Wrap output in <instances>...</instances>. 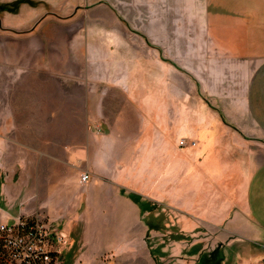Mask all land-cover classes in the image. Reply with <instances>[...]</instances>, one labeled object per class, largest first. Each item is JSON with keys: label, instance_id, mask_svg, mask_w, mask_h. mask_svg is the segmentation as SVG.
Instances as JSON below:
<instances>
[{"label": "crops", "instance_id": "crops-1", "mask_svg": "<svg viewBox=\"0 0 264 264\" xmlns=\"http://www.w3.org/2000/svg\"><path fill=\"white\" fill-rule=\"evenodd\" d=\"M32 1L0 13V75L25 88V120L0 103V127L59 134L30 147L83 185L66 196L59 184L56 202L85 244L145 240L135 195L218 243H263L264 0H231L226 15L210 13L221 0ZM14 219L0 224L29 221Z\"/></svg>", "mask_w": 264, "mask_h": 264}, {"label": "rangeland", "instance_id": "rangeland-1", "mask_svg": "<svg viewBox=\"0 0 264 264\" xmlns=\"http://www.w3.org/2000/svg\"><path fill=\"white\" fill-rule=\"evenodd\" d=\"M4 1L6 0H0V3ZM233 10L231 0H221L210 5L212 15L215 12L221 15L231 14ZM179 71L185 76L184 69ZM11 80L8 73L0 75V103L8 116L18 113L16 121L22 124L25 118L20 117L15 106L23 103L19 101L18 94L25 88L23 85L11 84ZM11 120L10 117L6 118L8 124L14 118ZM1 128L3 127H0V217L10 214L15 217L13 221L16 222L20 218L29 217V221H38L52 234L64 235L67 244L56 264H264V242L245 245L218 243L221 240L216 230L192 227L191 223H186L183 214L170 212L168 207L153 205L136 195L133 199L140 204L147 226L145 240L133 243L129 251L125 246H116L115 250L110 251L113 246L98 243L89 237L85 244L83 221L76 223L78 216L72 220L66 219L64 214L68 212L70 204L65 202L58 205L56 202L59 184L65 189L66 196L80 187L83 190V185L70 181L72 167L44 163L40 158L42 150L30 147L42 136L59 134L11 133L4 132ZM55 172L62 173L65 179H51V173ZM84 175L90 177L89 173ZM80 177L78 174L77 182ZM83 210L84 205L79 214ZM53 212L60 214L52 215Z\"/></svg>", "mask_w": 264, "mask_h": 264}, {"label": "built area", "instance_id": "built-area-1", "mask_svg": "<svg viewBox=\"0 0 264 264\" xmlns=\"http://www.w3.org/2000/svg\"><path fill=\"white\" fill-rule=\"evenodd\" d=\"M184 144L185 142H182V145ZM89 179V175H84L81 182L88 183ZM0 238L5 240L17 262L29 264H56L67 244L64 235L52 234L38 221L33 226H29L26 221L14 226L1 225Z\"/></svg>", "mask_w": 264, "mask_h": 264}, {"label": "trees", "instance_id": "trees-1", "mask_svg": "<svg viewBox=\"0 0 264 264\" xmlns=\"http://www.w3.org/2000/svg\"><path fill=\"white\" fill-rule=\"evenodd\" d=\"M23 4H30L32 6H35L36 3L32 0H18L12 4L8 5H0V13L9 12V13H17L19 11V8ZM28 222L29 226H33L35 224V221H26ZM0 264H29V263H19L17 262L9 250L7 243L5 240L0 238ZM35 264V263H30Z\"/></svg>", "mask_w": 264, "mask_h": 264}]
</instances>
